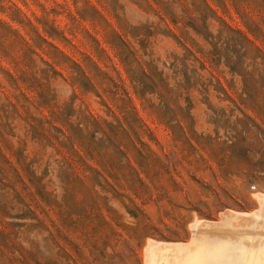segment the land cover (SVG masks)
<instances>
[{
	"label": "rangeland",
	"instance_id": "rangeland-1",
	"mask_svg": "<svg viewBox=\"0 0 264 264\" xmlns=\"http://www.w3.org/2000/svg\"><path fill=\"white\" fill-rule=\"evenodd\" d=\"M206 1L0 0V264H149L263 210L264 0Z\"/></svg>",
	"mask_w": 264,
	"mask_h": 264
},
{
	"label": "bare ground",
	"instance_id": "bare-ground-1",
	"mask_svg": "<svg viewBox=\"0 0 264 264\" xmlns=\"http://www.w3.org/2000/svg\"><path fill=\"white\" fill-rule=\"evenodd\" d=\"M261 204L263 210H256L249 213L237 212L232 213L231 222L235 225V228L226 227V224L222 225V222L218 223V227L215 228L213 223V229L211 225L200 224L198 222L196 225V232L193 241L199 242L198 246L195 247L189 244L188 247L185 245H175L174 248H168L163 244L162 247L156 249L158 253L156 256L155 251H151V255H154L150 259H156L157 257L164 260L160 264H264V219L262 212L264 211V196H261ZM228 216V217H229ZM226 219V216L225 218ZM229 219V218H228ZM239 221V222H238ZM210 224V223H209ZM231 224V223H230ZM194 226V225H193ZM233 226V225H232ZM211 234H213V239ZM150 246L153 249L155 246H159L157 242L150 241ZM170 246V245H168ZM150 248V249H151ZM148 249V248H147ZM149 251V250H148ZM155 252V253H154ZM150 255V256H151ZM150 260V262H152ZM154 263L155 260H153ZM157 261V260H156ZM149 262V264H151Z\"/></svg>",
	"mask_w": 264,
	"mask_h": 264
},
{
	"label": "trees",
	"instance_id": "trees-1",
	"mask_svg": "<svg viewBox=\"0 0 264 264\" xmlns=\"http://www.w3.org/2000/svg\"><path fill=\"white\" fill-rule=\"evenodd\" d=\"M202 1H203L204 4L210 9V11L213 12V10L211 9V7H210L209 4L207 3V1H206V0H202ZM200 34L202 35L203 33L200 32ZM92 118H94V121H95L97 124L99 123L98 120H97L94 116H92ZM118 123H119V124H122L121 121H118Z\"/></svg>",
	"mask_w": 264,
	"mask_h": 264
}]
</instances>
